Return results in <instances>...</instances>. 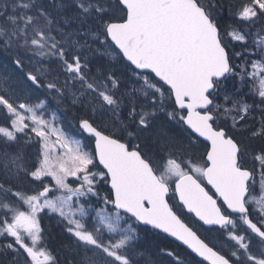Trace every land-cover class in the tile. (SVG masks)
I'll return each instance as SVG.
<instances>
[{"label":"snow or ice","instance_id":"6c2138e0","mask_svg":"<svg viewBox=\"0 0 264 264\" xmlns=\"http://www.w3.org/2000/svg\"><path fill=\"white\" fill-rule=\"evenodd\" d=\"M0 121V264H264V0H0Z\"/></svg>","mask_w":264,"mask_h":264},{"label":"trees","instance_id":"16d2710c","mask_svg":"<svg viewBox=\"0 0 264 264\" xmlns=\"http://www.w3.org/2000/svg\"><path fill=\"white\" fill-rule=\"evenodd\" d=\"M239 50V49H237ZM41 99L45 98V94L41 93L40 96ZM48 105H50L51 107L54 106V104L52 103L53 101L51 100V98H48ZM69 103V102H68ZM60 116L62 117V121L66 124L67 123V118L64 116L63 114V105L60 106ZM70 115V114H69ZM75 130H73L72 132H74ZM260 146V142L257 141L255 144V147L258 149ZM33 149H35V144H32L31 146H28L25 148V154L28 156L27 160L32 163V161H30L29 156L33 157ZM258 165L259 162L254 161L252 156H248V159L246 161V167H248L249 169H253V170H257L258 172ZM49 180L45 179V183H47ZM109 190V188L107 187V185H101L100 187V191L101 193H105ZM95 206H99V204L96 203L95 199H93L91 201ZM53 217L51 218H44L43 223H46L47 225H50L51 229L50 230H46L45 235H46V243L47 245L53 250L54 254L56 253L57 249L60 247L61 243L63 242V238L66 237V233L63 232V226L60 224L59 226H55L53 224ZM184 248L183 246H181V251H183Z\"/></svg>","mask_w":264,"mask_h":264},{"label":"rangeland","instance_id":"374dc122","mask_svg":"<svg viewBox=\"0 0 264 264\" xmlns=\"http://www.w3.org/2000/svg\"><path fill=\"white\" fill-rule=\"evenodd\" d=\"M52 103L54 104V106L51 107L50 105H48L49 108H54V107H56L55 102L53 101ZM69 103H70V101H69ZM57 114L60 115L59 112H58ZM61 119H62V117H61ZM0 123H3V122L0 121ZM72 134H73V135H77V133H76L75 131L72 132ZM53 139H55V138L53 137ZM38 150H39V144H35V149H33V155H34V156H33V157L29 156L30 161L35 162V160H36V156H37V154H38ZM26 158H28L27 155H26ZM258 169H259V165H258ZM47 179L49 180L47 183H49L51 178H47ZM257 181H259V174H258V172H257ZM69 182H72V178H69ZM37 186H39V184H37ZM256 194H257V195L259 194L258 189H257ZM99 206H100V205H99ZM99 206H96V207H99ZM42 215H44V218H49V216H48L46 210H45V213L42 214ZM43 226H44V225H43ZM44 228H45V230H47V228H46L45 226H44Z\"/></svg>","mask_w":264,"mask_h":264},{"label":"flooded vegetation","instance_id":"af4514ba","mask_svg":"<svg viewBox=\"0 0 264 264\" xmlns=\"http://www.w3.org/2000/svg\"><path fill=\"white\" fill-rule=\"evenodd\" d=\"M247 159H248V157H247L246 160H245V165H246V161H247ZM52 217H53V221H52L53 224H54L55 226H59L60 224L57 223V219H56V217H55L54 215H53ZM43 225L47 228V231L51 229L50 225H47L46 223H43Z\"/></svg>","mask_w":264,"mask_h":264},{"label":"water","instance_id":"95a60500","mask_svg":"<svg viewBox=\"0 0 264 264\" xmlns=\"http://www.w3.org/2000/svg\"><path fill=\"white\" fill-rule=\"evenodd\" d=\"M108 187V186H107Z\"/></svg>","mask_w":264,"mask_h":264}]
</instances>
